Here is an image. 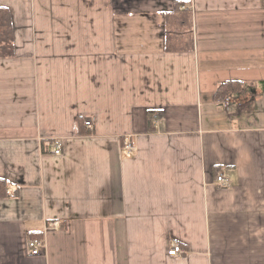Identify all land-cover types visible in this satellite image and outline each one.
Here are the masks:
<instances>
[{"label": "crops", "instance_id": "1", "mask_svg": "<svg viewBox=\"0 0 264 264\" xmlns=\"http://www.w3.org/2000/svg\"><path fill=\"white\" fill-rule=\"evenodd\" d=\"M121 2L0 0V264H264V0Z\"/></svg>", "mask_w": 264, "mask_h": 264}, {"label": "trees", "instance_id": "2", "mask_svg": "<svg viewBox=\"0 0 264 264\" xmlns=\"http://www.w3.org/2000/svg\"><path fill=\"white\" fill-rule=\"evenodd\" d=\"M186 3L184 1H178L175 3V7H174V10L167 13V16L168 17H176L174 23L178 24V25H182L184 23H187L189 21L188 18H181L183 17V14H187V13H182V12H186L185 10L187 9H183L185 7ZM181 18V19H180ZM191 22V20L189 21V23ZM171 21H166V30L169 31H176L177 28L176 27H171L170 24ZM191 24V23H190ZM187 25H185L184 27H181L179 29H182V28H186ZM13 22H12V18H11V12H10V8L6 7V6H0V56H10V55H13L14 54V37H13ZM171 33V32H169ZM168 33V34H169ZM173 34H170L168 36H172ZM167 36V37H168ZM174 42H176L173 37H168V40H167V46L166 48L169 49H174L173 46H171L170 44H174ZM189 43V42H187ZM184 47H187V46H184ZM190 48V46L188 47ZM231 82L232 81H229V82H225V83H222L219 87V91H222L224 89H227L228 91H230V86L228 85H231ZM239 89L242 88V85L239 83V82H234ZM226 92V90L224 91ZM4 187L0 184V196H3L5 197V195L7 194L6 191H4ZM37 234L33 235L32 238H42V235L41 233L39 232H35ZM31 238V239H32Z\"/></svg>", "mask_w": 264, "mask_h": 264}, {"label": "built area", "instance_id": "3", "mask_svg": "<svg viewBox=\"0 0 264 264\" xmlns=\"http://www.w3.org/2000/svg\"><path fill=\"white\" fill-rule=\"evenodd\" d=\"M228 99V98H227ZM229 99L226 101V105L228 104ZM157 114V113H155ZM125 144V148L128 152H133L135 150V146L133 144L132 141H130V138H128L127 140L124 141ZM62 142L60 141H55L54 142V152L59 153L61 152V147L63 144H61ZM218 182L222 185V184H226V179L224 176L222 175H218ZM44 239L43 238H32L28 241V247L30 250V253L32 255H39L43 252L44 250ZM184 250L181 246V244L177 241H173L172 247L169 249L168 253L169 255H177V254H181L183 253Z\"/></svg>", "mask_w": 264, "mask_h": 264}, {"label": "rangeland", "instance_id": "4", "mask_svg": "<svg viewBox=\"0 0 264 264\" xmlns=\"http://www.w3.org/2000/svg\"><path fill=\"white\" fill-rule=\"evenodd\" d=\"M121 4L120 5H130V0H121ZM255 109V108H254ZM245 115H249L247 113H245Z\"/></svg>", "mask_w": 264, "mask_h": 264}]
</instances>
